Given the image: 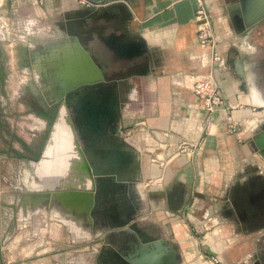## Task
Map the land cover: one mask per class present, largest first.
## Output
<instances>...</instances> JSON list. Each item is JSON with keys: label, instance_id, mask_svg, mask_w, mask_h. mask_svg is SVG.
<instances>
[{"label": "crops", "instance_id": "crops-1", "mask_svg": "<svg viewBox=\"0 0 264 264\" xmlns=\"http://www.w3.org/2000/svg\"><path fill=\"white\" fill-rule=\"evenodd\" d=\"M90 1L99 7L86 8L74 0H0V15L8 22L10 31L27 39L28 60L24 68L15 67L20 49L7 45L13 83L17 80L19 84L24 79L27 86L23 94L14 98L0 96V114L7 112L12 120L17 119L20 103L27 97L32 104L46 103L44 110L28 114L38 126L28 130L42 133L41 138L46 135L42 145L46 151L53 149L49 157L43 158L51 163L47 175L56 174L55 161L63 160L62 169L57 172L58 182L68 183L75 175L74 164L70 162L74 156L69 151L80 150L77 143H82L79 134L84 128L77 127L73 117L71 125L62 115L58 117V112L64 103L85 101L88 96L82 98L81 93L119 83L120 118L109 130L138 155L137 183L144 193H140L143 198L138 231L145 239L154 238L155 243L162 244L158 256L166 264L175 263L177 255L181 257L179 264H214L212 257L218 259L216 264H255V252H252L255 246L250 245V240L255 237L253 242H259L257 233L262 230L252 233L254 221L243 209L241 213H230L228 220L221 219V210L213 203L216 198L224 199L225 189L231 186L235 194L232 197L229 193L230 207L232 202L238 204L240 196L248 197L247 192L252 208L260 211L264 207V178H260L264 177V157L258 156L250 141L256 126L264 125V100L249 84L255 75L257 86L264 90V25L253 27L246 34L250 28L239 30V25L234 23L241 10L245 8L249 13L258 0H205L213 17L217 50L225 65V70L217 76L223 106L212 115L208 126L201 112L193 107L195 96L183 83L184 75L205 73L212 67L213 51L197 44L196 0ZM111 30L141 39L147 54L123 63L125 68L121 71L117 68L120 63L98 40L100 36L110 35ZM2 48L0 44L3 56ZM83 50L89 52L104 81L97 80V72L91 66L84 69L80 57ZM234 50L244 65L252 62L254 66L251 73L244 74L243 80L233 66ZM70 57L76 67L71 73L66 64ZM22 73L26 77L21 79ZM72 83L81 86L56 93L58 85ZM43 85H49V90L43 89ZM110 99L109 95L107 101ZM4 100L10 103L6 111H3ZM2 114L0 122L4 121ZM228 117L239 123L235 129L229 127ZM182 142L195 145L191 155L179 152L178 145ZM56 149L62 150L63 158ZM40 162L33 169L34 180L28 179L30 185L25 188L28 194L24 202L32 206L36 202L27 197L37 191L32 182L38 183L35 170ZM249 166H255L258 171L249 170ZM238 182L241 188L236 189ZM73 201L61 197L54 207L57 216H50V207L33 206L32 211L39 209L42 215L50 248L44 258L27 264L100 263L95 252L102 247V241L86 243L89 238L81 232L85 221L78 213L81 203L78 199ZM150 244L153 243H147Z\"/></svg>", "mask_w": 264, "mask_h": 264}, {"label": "water", "instance_id": "water-1", "mask_svg": "<svg viewBox=\"0 0 264 264\" xmlns=\"http://www.w3.org/2000/svg\"><path fill=\"white\" fill-rule=\"evenodd\" d=\"M253 6L254 8H252L249 13H247L245 8L241 10V14H239L234 21L235 24L240 26V30L250 28L246 34L251 32V28L264 25V0L254 2ZM110 32H112L110 35L100 36L98 40L100 44L104 45L107 51L111 53L115 61L120 63L117 68L121 71L125 68L123 63L136 61L147 54L141 39L127 37L123 34L124 32H120L119 34L113 30ZM1 40L3 39L1 38ZM233 52L234 56L232 62L234 69L243 80L244 74L249 71L251 73V69L254 67L253 63L248 62L244 65L239 53H237L236 50ZM81 53L80 57L84 61H81V63L83 62L82 65L84 69L86 70L88 66H91V68H94L97 72V80L104 81L101 70L95 65L89 52L83 50ZM103 57H106L105 53H103ZM74 64L75 62L72 63V66ZM256 79L254 75L253 79H250L249 84L253 91L264 100V90L257 86ZM88 82L89 81H85L84 83ZM119 85V83H116L106 89L94 87L90 92L98 91L101 94H88L89 91L81 93L82 98L88 96V98H85V101L81 100L78 103H70L72 106L67 104L68 107L66 103H64L65 107L63 106L61 109L62 112H58V117L62 115L67 122L70 121L71 125L74 120V115L85 116L86 118L91 114H96L97 119L94 121V124L85 128L83 127L85 130L89 131H92V129L96 130L95 133H88L93 135V137L84 139V134H87V131L79 134L82 136V143L78 142L77 145L81 146V148L79 147L80 150L75 149L76 156L70 161L72 164L76 165L77 172L75 175L77 180L83 182L84 179H86V181L90 182V186L83 187L82 185L81 187H73L68 185L62 188H55L49 183H45V177L43 178L36 174V181L38 184L42 185V187L37 188L36 193L31 196V199L36 202L34 205L44 209L47 208V203L49 204V202H60L61 197L66 198L67 201L70 202H74L73 200L78 199L81 203V211L78 213L87 216V222L91 225L90 232L102 238V251L98 253V257L104 255L107 259L106 264H166L164 259L158 256L160 251L159 244H162L155 243L154 238L145 239L138 231V225L135 221L139 217L138 207L141 205L143 198L140 197L141 192L135 185L139 176L137 170L138 156L125 145L122 139L110 134V127L117 124L120 118ZM80 86L81 85H74L68 87L65 92H69ZM109 95L112 97V100L110 99L107 101ZM66 111L69 113L67 114ZM76 126L78 127L77 124ZM257 133L254 142L258 150L264 156V125H260V127L257 128ZM100 136L102 138H100ZM76 140L79 141L78 137ZM89 149L94 151L96 154L95 158L89 157L87 153ZM43 154L41 160L47 156L46 149ZM132 154L136 155L135 165H132ZM94 161L96 163L110 161L111 166H109V169L96 170L93 166ZM34 174L35 172L33 171L32 175ZM49 177L50 175L47 176V178ZM260 178L263 179L264 177L260 176ZM230 193L233 197L235 194L234 189H231ZM228 208V214L234 211L241 213V208L235 202H232L231 207ZM132 211H134V214ZM151 242L153 243L152 245H147V243ZM180 259L181 257L177 255L174 260L175 263L173 262V264H179ZM254 259L255 264H264V250L259 253L258 257L255 256Z\"/></svg>", "mask_w": 264, "mask_h": 264}, {"label": "rangeland", "instance_id": "rangeland-1", "mask_svg": "<svg viewBox=\"0 0 264 264\" xmlns=\"http://www.w3.org/2000/svg\"><path fill=\"white\" fill-rule=\"evenodd\" d=\"M21 25L22 27H26L25 22H21ZM2 39L3 42L0 44L3 47V56L2 53H0V65L3 67L4 85H2V87L0 86V96H11L16 90L19 93L18 95H20V93L23 94L27 86L25 80L22 79V76L26 77L24 73L21 75V82L24 81L25 84H17L16 82L7 83V81L12 78L10 77L12 74L10 71L11 59L8 50L9 48H6L7 45H9V42L5 38ZM26 43L27 39L25 37L16 36L14 45L17 49H20V53L16 56L15 67H19L20 69L28 64L25 54V49L27 48ZM23 71L26 70L24 69ZM28 100L29 97L25 98L20 103V111L16 113L17 119L12 120L10 114L7 112L2 114L1 112L4 121L0 122V210L3 212L0 264H27L29 261H36L44 258V256L49 253L50 248L46 243L49 242V239L46 238L48 234L47 231H45V223L42 220V215L38 212L39 209L37 211H32L33 206L30 203L24 202V197L28 194L25 188L27 189V185H30L28 179H33V169L36 166V163L40 162L44 155L43 152L45 151V148L44 145H42V140L44 141L46 138V135L41 138L42 133H30V130L28 129L32 128L31 126L34 125V121L32 118H27L29 117L28 114L33 113L34 111L38 112L39 110H44L43 108L46 106V103L41 101L32 104ZM9 104L10 103L7 101L4 102L3 111H6V108L8 107L7 105ZM1 114L0 119L2 118ZM256 127L258 128L260 126ZM257 128H255V132L250 141L258 156L264 157L261 152L258 151V147L254 142V138L258 134ZM31 145H33L32 148H27V146ZM132 151L135 152L134 150ZM248 168L251 171H258L255 166H249ZM137 170L139 172V167ZM32 185L34 186L33 182ZM135 185L141 194H144L137 181L135 182ZM239 188H241V186L238 182L236 189ZM231 189H233V187H227L225 189L224 199L216 198V202L214 201L213 203V205H216V208L221 210L219 216L223 220L231 218V215L227 212L229 209L228 207H230L229 193ZM206 205H209V203H206ZM140 206L138 207V210L140 209ZM47 207H50L51 209L50 216H57L55 215L56 209L54 208L55 201L49 202V204L47 203ZM48 213L45 214L46 217H49ZM197 214L198 216L201 215L200 212ZM81 217L84 218L81 220L85 221L81 232L86 234L90 239L86 240V243H99L102 239L101 236L94 238L92 236L94 233L90 232L91 225L87 222V216L82 214ZM135 221L137 223V220ZM253 224L255 230H253L252 233H255L259 229L262 230H260L261 233H257L259 235V242L258 240L256 244L253 242L255 237L250 240V245L255 246V250H252V252H255V256L258 257L259 253L264 250V223L261 221H254ZM137 225H139V223H137ZM100 251H102V247L98 249V252H95L97 253L96 257H98ZM255 256L253 255L254 258ZM93 257H95V254Z\"/></svg>", "mask_w": 264, "mask_h": 264}, {"label": "built area", "instance_id": "built-area-1", "mask_svg": "<svg viewBox=\"0 0 264 264\" xmlns=\"http://www.w3.org/2000/svg\"><path fill=\"white\" fill-rule=\"evenodd\" d=\"M81 6L86 8H97L98 4L90 0H74ZM197 11L195 14V24L197 27V44L200 48L211 49L212 52V67L205 73L199 74H186L183 76L184 85L195 96L194 109L201 112L204 117L205 123L211 122L210 118L223 106V98L219 93V83L217 76L225 70L224 60L220 52L217 50V39L213 35V17L208 12L205 0H196ZM16 34L10 31L8 22L0 15V37L5 38L10 45H14ZM7 83H13V75H11ZM16 80V79H15ZM24 81L19 82L22 84ZM16 83L18 84L17 80ZM19 93L14 91L12 97H16ZM226 121L231 129H235L239 123L233 121L230 117L226 118ZM195 145L192 143L182 142L178 145L179 152H183L186 155H191ZM211 262L216 264L218 259L212 257Z\"/></svg>", "mask_w": 264, "mask_h": 264}, {"label": "bare ground", "instance_id": "bare-ground-1", "mask_svg": "<svg viewBox=\"0 0 264 264\" xmlns=\"http://www.w3.org/2000/svg\"><path fill=\"white\" fill-rule=\"evenodd\" d=\"M239 30H240V26H239ZM72 63H73V60H72V57H70L69 59H68V61H67V65H68V67H69V71H70V73H71V71H76V67H74V66H72ZM67 65H66V67H67ZM66 67H63V70H65V68ZM75 84H69V85H66V84H63V85H58L57 87H58V90H56V93L57 94H59V93H61V92H63L64 90H66L68 87H71V86H74ZM49 85H43L42 86V88L43 89H48L49 90ZM88 94H92V95H95V94H101V93H99L98 91H91V92H88ZM47 96L51 99V98H53L52 96H51V94L50 93H47ZM262 101V100H261ZM48 116H49V114H48ZM28 118V117H27ZM90 118V119H89ZM97 119V117H96V114H91V115H89V116H87L86 118H85V116L84 117H82V116H75L74 115V120H75V122H76V124L78 125V126H80V127H87V126H89V125H93L94 124V121ZM29 120V119H28ZM27 124V123H26ZM28 125V124H27ZM33 126V125H32ZM38 127V126H37ZM87 130H85L84 129V132H86ZM58 135V134H57ZM56 135V136H57ZM57 137H60V135H58ZM90 137H93V135H90V134H88V132H87V134H84V139H86V138H90ZM38 142V141H37ZM57 151H58V154H59V157L60 158H63L64 157V155H63V152H62V150H60V149H56ZM53 152V149H47V151H46V154H47V157H49L50 155H51V153ZM69 153L70 154H73V156H76V151L75 150H71V151H69ZM87 153H88V155H89V157L90 158H95L96 157V154L94 153V151H92L91 149H89V150H87ZM131 159H133V163H132V165H135L136 164V155L135 154H132L131 155ZM62 162H63V160H56L55 161V173L56 174H52V175H50V177L49 178H46L48 175H47V173H49V171H50V160L49 159H43L42 161H41V163L37 166V168H36V174L37 175H40L41 177H45V183L46 184H50L52 187H55V188H62V187H65V186H68V185H70V186H73V187H81L82 185H83V187L85 186V187H89L90 186V182L89 181H86V179H84V181L83 182H81V181H79V180H77V178H76V175H74L73 176V178H72V180L70 181V182H68V183H61V182H58V179H59V174L57 173L60 169H62ZM111 163H110V161H106V162H104V163H96L95 161H94V164H93V166H94V168L96 169V170H98V169H102V170H105L106 168L107 169H109L110 167L109 166H111L110 165ZM72 171H73V173H76L77 172V168H76V165H74V167H73V169H72ZM258 173V172H257ZM250 179H253V177H251ZM34 187H37V188H40V187H42V185H40V184H36V185H34ZM36 198V197H35ZM64 198V197H63ZM28 199H31V197H27V200ZM27 200H25V201H27ZM58 201V200H57ZM56 201V202H57ZM58 203H59V201H58ZM72 210H74V207H70ZM106 226V225H105ZM105 226H102V227H105Z\"/></svg>", "mask_w": 264, "mask_h": 264}, {"label": "flooded vegetation", "instance_id": "flooded-vegetation-1", "mask_svg": "<svg viewBox=\"0 0 264 264\" xmlns=\"http://www.w3.org/2000/svg\"><path fill=\"white\" fill-rule=\"evenodd\" d=\"M4 85L3 80V72L0 69V86L2 87ZM247 196L249 197V193L247 192ZM248 197H245V195L240 196V199H238V205L241 207V209L246 210L248 213V216L252 219V221H261L264 223V207L261 208L262 210L256 211L254 208H252L250 200ZM100 263L106 264L107 259L103 255L99 258ZM104 261V262H103Z\"/></svg>", "mask_w": 264, "mask_h": 264}]
</instances>
